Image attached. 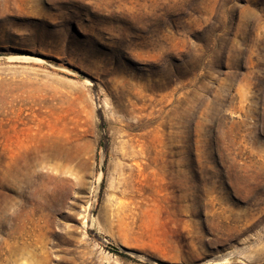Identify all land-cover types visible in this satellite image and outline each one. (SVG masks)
I'll return each mask as SVG.
<instances>
[{"label": "rangeland", "instance_id": "1", "mask_svg": "<svg viewBox=\"0 0 264 264\" xmlns=\"http://www.w3.org/2000/svg\"><path fill=\"white\" fill-rule=\"evenodd\" d=\"M15 55L0 264H264V0H0Z\"/></svg>", "mask_w": 264, "mask_h": 264}, {"label": "water", "instance_id": "2", "mask_svg": "<svg viewBox=\"0 0 264 264\" xmlns=\"http://www.w3.org/2000/svg\"><path fill=\"white\" fill-rule=\"evenodd\" d=\"M7 57L8 56H0V59H6L7 60ZM31 57V56H30ZM38 58V57H37ZM41 59L42 61H44V63L42 65H45V66H48V67H51V65L49 63H47L45 61V59L43 58H39ZM9 61V60H8ZM64 72H66L67 74H71L73 77H77L79 79H83V80H87L85 78V76H83L82 74H79V73H70L68 72L67 70L65 69H60ZM103 170H104V165H103V159L102 157H100L99 159V162H98V173H97V179H96V182H95V188H94V192H93V196H92V201H91V208H90V217H89V220L92 218L93 216V213L95 211V208H96V205H97V200L99 198V193H100V190H101V183H102V178H103ZM103 245L108 249V250H111L113 252H116V253H121V254H125V255H131L128 251H126L125 249L123 248H120V247H117L113 244H111L110 242H107L106 240H103ZM153 264H161V263H158V262H155Z\"/></svg>", "mask_w": 264, "mask_h": 264}, {"label": "bare ground", "instance_id": "3", "mask_svg": "<svg viewBox=\"0 0 264 264\" xmlns=\"http://www.w3.org/2000/svg\"><path fill=\"white\" fill-rule=\"evenodd\" d=\"M7 60L9 61H19V62H33V63H39V64H43L44 61H42L39 58H33V57H29V56H24V55H15V56H8Z\"/></svg>", "mask_w": 264, "mask_h": 264}, {"label": "trees", "instance_id": "4", "mask_svg": "<svg viewBox=\"0 0 264 264\" xmlns=\"http://www.w3.org/2000/svg\"><path fill=\"white\" fill-rule=\"evenodd\" d=\"M110 252H112V251H110ZM113 253H116V252H113Z\"/></svg>", "mask_w": 264, "mask_h": 264}]
</instances>
